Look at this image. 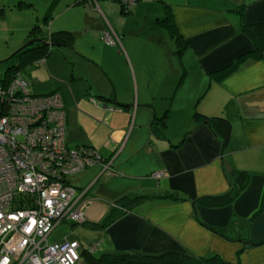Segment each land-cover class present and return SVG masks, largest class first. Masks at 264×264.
I'll return each instance as SVG.
<instances>
[{"label":"crops","instance_id":"0c3cea01","mask_svg":"<svg viewBox=\"0 0 264 264\" xmlns=\"http://www.w3.org/2000/svg\"><path fill=\"white\" fill-rule=\"evenodd\" d=\"M65 4L60 18L48 14L53 21L45 27L71 31L75 39L55 48L77 49L84 40L96 53L88 59L100 76L87 74L85 84L51 77L39 85L42 94H62L69 145L97 149L112 161L115 175L95 165L75 176L73 183L92 198L85 222L61 225L52 239L78 240L82 251L95 244L96 255H219L228 264H264V57L222 81L211 77L253 49L242 25L264 21V0H136L130 10L119 0ZM166 6L187 42L181 54L176 38L156 23ZM134 18L141 25H133ZM109 30L119 37L117 45L104 40ZM196 111L230 121L226 149L209 124L196 121ZM164 116L165 134H155V119ZM240 172L248 182L232 201L201 202L229 193ZM143 195L152 199L107 227L93 225L123 198Z\"/></svg>","mask_w":264,"mask_h":264},{"label":"built area","instance_id":"2783aa9c","mask_svg":"<svg viewBox=\"0 0 264 264\" xmlns=\"http://www.w3.org/2000/svg\"><path fill=\"white\" fill-rule=\"evenodd\" d=\"M119 1L129 9L136 4ZM103 36L108 45L120 41L111 31ZM31 86L23 71L0 80V264H82L80 242L52 234L85 222L92 198L71 178L95 165L115 175L112 161L95 148L71 147L62 94H35Z\"/></svg>","mask_w":264,"mask_h":264},{"label":"trees","instance_id":"16d2710c","mask_svg":"<svg viewBox=\"0 0 264 264\" xmlns=\"http://www.w3.org/2000/svg\"><path fill=\"white\" fill-rule=\"evenodd\" d=\"M123 5L126 10H130L125 4ZM157 23L166 28L172 37L176 38L178 44L177 51L181 54L186 49L187 42L180 34L169 6H166L165 15L158 18ZM43 30L44 27L41 28V26L37 24L33 25L31 28L32 36L30 40L8 59L9 61L11 60L12 63L5 72L4 77L0 80H11L18 71L24 72V67L26 65L34 64L41 59H47L51 55L53 48L72 45L75 39V34L71 31H49L47 34H44ZM242 30L254 42L253 49L242 53L223 68L213 71L211 77L214 80L222 81L235 72L238 67L246 61L260 60L264 57V21L244 22ZM195 119L200 124H209L212 131L221 139L224 149L227 148L231 137L232 125L226 117L207 116L196 111ZM165 127L166 117H157L154 122V133L164 135ZM248 177L246 172H240L235 177L233 189L229 193L221 196L205 197L201 202L207 206H221L229 203L244 189L248 182ZM147 199H152V196L143 195L130 199L129 197H126V199L123 198L118 202L120 206L111 208L102 221L94 223L93 225L98 228L107 227L121 215L130 211L134 205ZM85 224L88 225V223ZM89 226H92V223L89 224ZM82 256L86 264H228L219 255L202 257L194 254L169 253L163 256L151 257L134 251H116L113 253L107 252L96 255L88 249H85L82 252Z\"/></svg>","mask_w":264,"mask_h":264},{"label":"rangeland","instance_id":"374dc122","mask_svg":"<svg viewBox=\"0 0 264 264\" xmlns=\"http://www.w3.org/2000/svg\"><path fill=\"white\" fill-rule=\"evenodd\" d=\"M65 5V0L60 3H55V0H0V79L12 63L8 59L30 40L33 25L44 27L43 32L47 34L49 31L45 24L53 21L46 19L47 14L60 18L59 14ZM132 23L139 26L141 20L134 18ZM78 44V48L73 50L53 48L51 57L24 67V74L27 73L33 84L34 93H44L39 83H47L51 77L71 83H77L80 79L85 84L87 74H91L94 79L100 76L88 59L89 56L95 57V51L82 39L78 40ZM47 61H50L48 65ZM81 74L84 79L80 78ZM71 179L76 182L75 177Z\"/></svg>","mask_w":264,"mask_h":264},{"label":"water","instance_id":"95a60500","mask_svg":"<svg viewBox=\"0 0 264 264\" xmlns=\"http://www.w3.org/2000/svg\"><path fill=\"white\" fill-rule=\"evenodd\" d=\"M33 41H36V40H33Z\"/></svg>","mask_w":264,"mask_h":264}]
</instances>
